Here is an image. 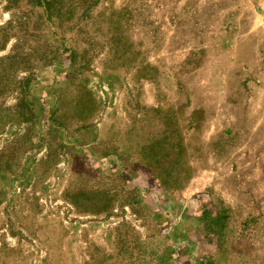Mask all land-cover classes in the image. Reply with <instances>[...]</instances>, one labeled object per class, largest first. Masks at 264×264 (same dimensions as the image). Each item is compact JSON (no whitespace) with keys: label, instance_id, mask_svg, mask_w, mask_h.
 <instances>
[{"label":"rangeland","instance_id":"374dc122","mask_svg":"<svg viewBox=\"0 0 264 264\" xmlns=\"http://www.w3.org/2000/svg\"><path fill=\"white\" fill-rule=\"evenodd\" d=\"M0 264H264V0H0Z\"/></svg>","mask_w":264,"mask_h":264},{"label":"trees","instance_id":"16d2710c","mask_svg":"<svg viewBox=\"0 0 264 264\" xmlns=\"http://www.w3.org/2000/svg\"><path fill=\"white\" fill-rule=\"evenodd\" d=\"M26 78H23L22 80H20V81H18V80H16V83H18V84H22V82H23V80H25ZM25 87H27V85H24ZM24 101V102H23ZM24 107H26V105H25V100L24 99H19V100H17V103L15 104V106H14V108L16 109V110H24ZM27 118V117H26ZM26 118H24V119H26ZM24 119H21V120H24Z\"/></svg>","mask_w":264,"mask_h":264}]
</instances>
